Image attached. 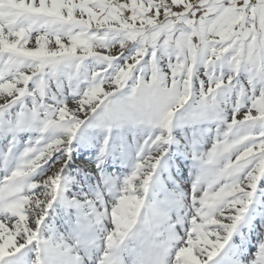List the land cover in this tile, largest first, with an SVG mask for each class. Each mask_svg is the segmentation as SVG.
I'll return each instance as SVG.
<instances>
[{"label":"snow or ice","instance_id":"snow-or-ice-1","mask_svg":"<svg viewBox=\"0 0 264 264\" xmlns=\"http://www.w3.org/2000/svg\"><path fill=\"white\" fill-rule=\"evenodd\" d=\"M0 264H264V0H0Z\"/></svg>","mask_w":264,"mask_h":264}]
</instances>
